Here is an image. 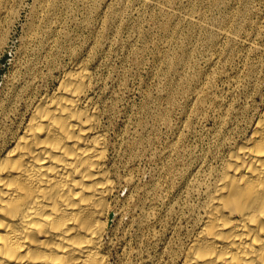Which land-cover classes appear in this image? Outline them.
Returning a JSON list of instances; mask_svg holds the SVG:
<instances>
[{
  "label": "rangeland",
  "instance_id": "374dc122",
  "mask_svg": "<svg viewBox=\"0 0 264 264\" xmlns=\"http://www.w3.org/2000/svg\"><path fill=\"white\" fill-rule=\"evenodd\" d=\"M4 55L0 147L82 65L115 182L106 264H177L264 98V0H0Z\"/></svg>",
  "mask_w": 264,
  "mask_h": 264
},
{
  "label": "bare ground",
  "instance_id": "6f19581e",
  "mask_svg": "<svg viewBox=\"0 0 264 264\" xmlns=\"http://www.w3.org/2000/svg\"><path fill=\"white\" fill-rule=\"evenodd\" d=\"M89 85L82 65L65 71L0 147V264H106L115 182ZM177 264H264V98L206 186Z\"/></svg>",
  "mask_w": 264,
  "mask_h": 264
},
{
  "label": "water",
  "instance_id": "95a60500",
  "mask_svg": "<svg viewBox=\"0 0 264 264\" xmlns=\"http://www.w3.org/2000/svg\"><path fill=\"white\" fill-rule=\"evenodd\" d=\"M5 61H6V55H4L2 58H1V60H0V62H1V64H5ZM2 73H3V70L1 69L0 70V75H2Z\"/></svg>",
  "mask_w": 264,
  "mask_h": 264
}]
</instances>
